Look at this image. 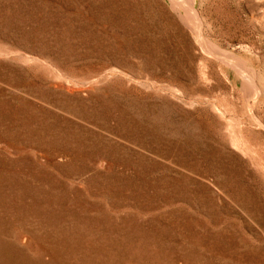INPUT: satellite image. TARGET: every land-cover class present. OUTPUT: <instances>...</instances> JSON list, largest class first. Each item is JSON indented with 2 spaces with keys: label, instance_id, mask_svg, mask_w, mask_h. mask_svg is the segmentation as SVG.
<instances>
[{
  "label": "rangeland",
  "instance_id": "1",
  "mask_svg": "<svg viewBox=\"0 0 264 264\" xmlns=\"http://www.w3.org/2000/svg\"><path fill=\"white\" fill-rule=\"evenodd\" d=\"M197 1L0 0V264H264V0Z\"/></svg>",
  "mask_w": 264,
  "mask_h": 264
},
{
  "label": "bare ground",
  "instance_id": "2",
  "mask_svg": "<svg viewBox=\"0 0 264 264\" xmlns=\"http://www.w3.org/2000/svg\"><path fill=\"white\" fill-rule=\"evenodd\" d=\"M190 1H191V3H190V5L188 4V9H189V12H190L189 14H191V17L196 22V26H195L196 27V32L198 33L199 39H205L203 37L204 35H203V32H202V20L199 17V13H198V10H197V2L198 1L197 0H190ZM173 3H174V5H179L180 2H179V0H173ZM180 4H182V3H180ZM190 20H191V18H190ZM191 22H193V21H191ZM253 70H254V68H253ZM255 79L250 78V84H249L251 86V88H250V95H252V99H253L251 101L252 103L250 104L251 111H253L252 109L255 106V103L257 102V100H259L261 98V95H262L261 88L255 83ZM259 124H261V123L259 122Z\"/></svg>",
  "mask_w": 264,
  "mask_h": 264
}]
</instances>
